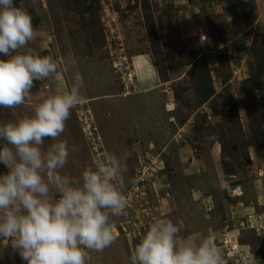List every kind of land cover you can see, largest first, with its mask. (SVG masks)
<instances>
[{
	"label": "rangeland",
	"instance_id": "374dc122",
	"mask_svg": "<svg viewBox=\"0 0 264 264\" xmlns=\"http://www.w3.org/2000/svg\"><path fill=\"white\" fill-rule=\"evenodd\" d=\"M16 4L37 32L22 51L51 56L60 70L35 82L23 105L0 107V124L33 115L78 72L86 103L60 137L78 148L63 174L78 178L102 152L131 153L126 215L111 217L117 239L90 251L87 264H132L136 244L161 217L182 224L183 237H214L224 264H264V0ZM118 49L127 88L111 64ZM138 55L151 67L143 70ZM0 264L25 262L0 246Z\"/></svg>",
	"mask_w": 264,
	"mask_h": 264
},
{
	"label": "clouds",
	"instance_id": "9594fccd",
	"mask_svg": "<svg viewBox=\"0 0 264 264\" xmlns=\"http://www.w3.org/2000/svg\"><path fill=\"white\" fill-rule=\"evenodd\" d=\"M36 36L29 12L16 0H0V107L23 105L35 82L60 70L51 56L22 51ZM83 87L77 72L67 91L43 98L33 115L0 124V164L7 169L0 172V246L25 264H87L90 251L103 252L117 239L111 217L126 215L130 152H102L78 178L63 174L78 148L60 137L72 110L86 103ZM46 140L53 141L47 150ZM182 229L155 218L132 264H224L214 237L196 241Z\"/></svg>",
	"mask_w": 264,
	"mask_h": 264
},
{
	"label": "built area",
	"instance_id": "2783aa9c",
	"mask_svg": "<svg viewBox=\"0 0 264 264\" xmlns=\"http://www.w3.org/2000/svg\"><path fill=\"white\" fill-rule=\"evenodd\" d=\"M115 55L112 56V66L116 69V71L119 73V78L121 81H123V86L124 88H127V82L125 81L126 78L124 76H126V72L128 70V65H127V59H126V55L124 54V52H121L120 49L116 50L115 52H113ZM89 124V123H88ZM232 236H234V234L231 231ZM226 238L223 240L224 242L229 241V237L226 233ZM232 240V239H231Z\"/></svg>",
	"mask_w": 264,
	"mask_h": 264
},
{
	"label": "crops",
	"instance_id": "0c3cea01",
	"mask_svg": "<svg viewBox=\"0 0 264 264\" xmlns=\"http://www.w3.org/2000/svg\"><path fill=\"white\" fill-rule=\"evenodd\" d=\"M136 61L138 65H141L143 68V70L145 69L146 66H150V64L148 63L147 57L146 56H142V55H138L136 56ZM147 68V67H146ZM152 80V78H150ZM154 81V80H153ZM115 95V94H114ZM110 97H112V95H109Z\"/></svg>",
	"mask_w": 264,
	"mask_h": 264
},
{
	"label": "trees",
	"instance_id": "16d2710c",
	"mask_svg": "<svg viewBox=\"0 0 264 264\" xmlns=\"http://www.w3.org/2000/svg\"><path fill=\"white\" fill-rule=\"evenodd\" d=\"M212 1V0H211Z\"/></svg>",
	"mask_w": 264,
	"mask_h": 264
}]
</instances>
